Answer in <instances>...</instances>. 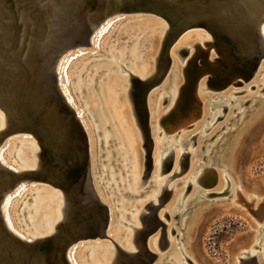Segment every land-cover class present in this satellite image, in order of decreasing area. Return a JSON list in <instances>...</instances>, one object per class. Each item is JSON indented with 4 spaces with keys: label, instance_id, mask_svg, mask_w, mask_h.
Instances as JSON below:
<instances>
[{
    "label": "bare ground",
    "instance_id": "bare-ground-1",
    "mask_svg": "<svg viewBox=\"0 0 264 264\" xmlns=\"http://www.w3.org/2000/svg\"><path fill=\"white\" fill-rule=\"evenodd\" d=\"M33 1L38 4V9L35 12V28L32 32H29V20L25 18L19 19L15 13L22 12L25 5ZM148 5L159 6L161 11L160 15H163L165 18L159 17L161 22L152 19L157 23L158 29L152 31L150 41L147 43L150 48L146 47L144 49L143 45L137 46L138 42L135 39V42L134 40L133 42L136 44L131 45L130 52L128 51L129 49L127 50L130 54L129 58H131L132 66L130 67L133 69L137 65L140 67L136 70L134 76L132 75L133 71L131 72L130 70L131 68L125 69L121 64L120 59L122 61L123 57L120 58L119 56L120 59L117 58L119 62H117L116 56L109 57L110 59L107 60V63L116 64V66H113L114 69L116 68L115 72L129 71L132 74L128 72L127 77L108 75L106 73L112 67L106 66L109 69L105 72L106 79L104 80H109L110 83L108 86L107 81L104 87L101 86L99 88L100 94L97 97L101 103L104 102V107L102 106L104 111L107 110L109 112V110H112L110 115L111 119L112 117H116L117 125L114 122L112 124L115 138L119 142L123 141L127 144V146L121 145L122 159L127 162L129 161L131 163L130 165H132V170L128 176L130 177L128 183L126 182L127 179L125 184L124 181H122L123 183L121 181L118 182L113 176H109L108 180L110 182L109 187L112 186L117 195L121 196L120 204L118 203L120 210V213L118 212V220L120 223H123L122 232L127 231V234L123 239L124 245L121 244V241L114 238L119 245L116 242H111L113 248L112 245L108 246L109 251H104V254H101V256L98 255V251L102 250L101 248L97 250L93 249L91 257H89V264H158L163 257H159L157 252L150 250L149 246L153 250H156L158 246L159 253L163 250L159 245V231L156 229L159 228L158 224H162L158 220L159 217L160 219L164 217L168 218L170 228H166V233H174L175 226L179 225L176 237L170 240L175 241L177 249L170 256L171 258L168 259V264H198L191 257L193 255L189 256L186 254L182 247L179 232L181 231L180 228L183 225L184 219L181 221L179 219L185 217L184 215L190 217L194 213L196 206L201 203L204 204L208 196L212 194L210 191L201 189L199 185L200 182L209 185L215 182L214 179L213 181L206 179L207 177L205 178V175L209 174V177L214 178L212 176L214 175V170L209 167H213L214 164H218L220 161L222 163V159L219 156L216 157L213 151L217 143L224 139L221 138L224 135L226 136L234 128L232 127L234 123L232 121H235L237 116L243 115L245 111L243 106L248 101L252 100L253 102L255 100L254 102L257 103L262 102V99H264V96L261 95L264 91V75H261V81L254 82L261 72L260 67L264 65V56L249 80L237 82L240 75L233 70L232 63H225V56L218 50L220 47L218 39L206 30L205 25L213 22L233 24L239 33L245 35L246 38L243 39L244 43L257 48L264 55V0H196V3L188 2L184 6H174L172 1L169 0H128V2L127 0L9 1L4 8L10 20L6 24L0 23V106L2 107V109L0 108V114H2L0 115V137L11 129L29 126L38 135L39 142L36 138L30 136V134L23 132L18 137L14 136L17 133L7 135L0 145V163L19 174L18 177H15L14 175L0 172V189L15 182H18L17 186H19L12 196H7L4 199L2 206L4 220L10 231L31 242V244L23 245L0 231V264H49L47 261L50 257L53 260L51 264H67V262L69 264H80L75 259L76 245H79L81 242L100 240L98 236H94L93 238L89 236L98 233L100 230L99 222L103 216V212L98 206L101 204L107 207L108 212L104 240L110 239L108 231L110 223L115 220L116 211H110V207L99 198L100 196L97 195L93 185V182H96V178L103 180L107 176V174H104L103 178L100 177V172L106 171L107 168L102 167L98 171L95 167L92 182L90 160H92L93 155L91 141L82 121V113L76 110L72 98L64 90V87L60 86L63 76L59 78L61 77L59 75L63 74L65 76V71L67 72V69L73 61L88 55L87 53H83L82 49L91 46H93V49H99L100 40L116 22L123 21L127 18H139L125 16L124 11H126V6L130 9L133 7L144 8ZM108 14L110 15L107 16ZM102 17V21L94 29L89 45L81 44L86 29L98 23ZM192 21L199 23V25L183 31L167 48L166 52L169 57V64L166 68L165 54L161 52L165 34L167 31L170 33L180 22ZM258 27L260 38L257 35ZM225 30L228 29L224 27ZM192 34H195V36H204L207 39L198 41L193 46L187 44L185 45L186 47H176L183 40H191L194 36ZM160 37H162V40L159 55L154 58L157 53ZM72 44L76 45L72 50L69 49L62 55L56 67V73L60 92L64 96L66 104L72 109L74 117L67 112L65 103L59 99L53 89L48 68L52 51ZM174 45L175 47H173ZM137 47L141 48V50L139 51ZM172 48L175 49L172 51ZM106 49L112 50L113 48L108 47ZM147 49L149 51H146ZM173 52L177 54L180 60L184 59L181 65L175 59L171 58ZM203 53H206L209 64L214 63L217 66L219 64V67H213L211 64L208 65L209 68L207 69H203L202 67L198 70V79L191 89L192 96L187 98L183 104L184 99L181 95L184 86L183 70L187 66L189 59L193 57L194 59H198ZM237 54L239 62L242 63L245 61L241 52H237ZM217 58L222 63H216L215 60ZM153 60L156 61V69L149 76L152 72ZM100 62H102L101 64H105L106 60ZM170 65H172L171 85L166 84L165 86L169 85L170 87H165L162 90L163 93H158L156 90L159 98L155 97L156 100L160 99V102L157 104L159 107L163 106L166 101L168 103L164 107V111H162L163 114L158 116V114L154 113L153 119L155 124L157 123L164 128L166 134H168L166 130L169 128H172L171 130L184 128L183 130H185L189 124H192V127H194V130L196 128V131L192 132L195 133L193 136H191L192 133H177L175 137L166 138L164 141L161 137L162 132L157 134L159 158L154 163L157 179L149 182V185L144 191L151 183H153L152 189L145 197L137 199L134 210L129 211L125 209L127 207V199L125 197L129 196L134 199L143 195L144 191L140 193L138 191L142 189V185L145 183L144 177L147 178L152 169L153 140L148 123V96L163 82ZM211 71L216 73L217 81L222 85L221 88H213L211 87L212 85H208L207 76ZM77 75L79 74L77 73ZM87 77L93 76L90 75ZM87 79L91 78H82L84 81ZM82 80L81 82H84ZM77 81L79 80L76 78L75 86ZM242 82L245 84L246 82L249 83L245 86L244 92H254L255 95L241 99L237 97V94L243 91L234 90L232 87ZM70 83L71 81L66 87H69ZM85 83L87 85L86 81ZM94 83L93 81L92 84ZM101 83L104 82L101 80ZM125 83L129 85L124 87ZM80 85L78 84L77 86ZM115 85L118 89L120 88L118 91H116ZM208 88L219 92L216 91V94L204 93L206 104L203 106L199 93L208 90ZM77 89L78 91L76 92L82 94L83 90L79 92V88ZM90 89L93 88H89L88 91ZM125 94H127L130 102L142 140L143 134L137 117L140 115L142 107L146 111V122L151 141L150 171L147 176L144 175L142 180L140 179L141 163L138 161L139 140L134 130V125L129 120L130 112L126 106ZM93 96L90 95L89 97L92 104L97 101L96 96L95 98ZM97 107L96 105H92L96 113L94 115L97 116L100 123L97 127L93 125V129L96 130V134L101 133L102 137L98 142V147L105 150L101 156L97 157V160L108 154V159L105 160L107 161L112 156L109 154L111 135L108 134V127L105 126L106 123L103 114L100 108L99 110L96 109ZM231 114H234V116L230 117ZM223 119H225V122L216 124ZM230 124L232 128L229 127ZM99 127H101V130ZM117 128H120V132H118ZM97 129L99 130L97 131ZM208 129H211V133L207 134ZM222 130L223 133L221 135L217 134ZM216 134L219 136L213 142L212 139ZM195 136H200L197 140V145L200 143L201 146H198V148H194L196 143L192 144V138ZM21 137L23 140L20 142V149L11 152L14 156V161H8L4 157L6 149L9 147L11 141L20 139ZM209 141L213 143L205 145V142ZM239 141L236 144H239ZM188 150H191V154L194 155L190 158V164L182 174V180L168 186V183L175 177V173L180 169L181 158L188 155L185 154ZM237 150L239 151V149ZM175 151L178 155L172 163V154ZM203 152L205 155L202 154L201 156L200 154ZM33 156H36L37 160ZM209 161H211V164H209ZM230 161H232V158ZM231 163L233 164V161ZM219 166L220 171L217 169L219 171L218 182L221 183V190H227L230 193V201L228 200V202L235 203L236 205L240 203L238 206L246 209V212L253 220L252 224L256 228L252 241L245 247L248 250L240 251V255L235 258L234 264H264V196H260L262 199L253 204L252 199L242 193V187L239 188L232 183L233 181L227 173V165L224 167L222 163ZM167 171H171V173L169 172L170 174L167 173L169 175L158 179L163 172ZM31 177L44 178L57 182L60 188L46 187V189H55L60 193L53 191L47 193L46 189L35 192V195L43 194L45 196L40 195L41 197H37V202L32 207L33 213L29 218L31 229L28 232H21L14 227L9 212L15 201H22L21 197L24 193H27V188L34 190L37 187H44L35 186L34 183L36 181L30 180ZM101 180L99 183H101ZM26 183L31 184L30 187H26ZM178 185L180 188L178 187L176 189ZM201 185L205 188L207 186L203 183ZM166 187L175 191L172 199L173 205L170 210L163 212L160 211L161 209L158 210V208L164 202V198L161 197L162 199H160V196H162V191ZM122 191L124 192L122 193ZM14 197L16 199L12 200ZM30 201L31 198L27 202ZM157 202H159V205ZM46 205L47 207L45 208ZM147 209H149V212L145 214ZM41 210H44L43 213H40ZM22 214H25V212ZM156 214H158V218ZM127 217L130 218V221L126 219ZM138 219H141L143 227ZM173 220H175L174 224L172 222ZM74 237H76V240L71 242L64 257L61 253V247L66 241H71ZM38 239H48V242L36 241ZM170 246L173 247V244H169Z\"/></svg>",
    "mask_w": 264,
    "mask_h": 264
},
{
    "label": "rangeland",
    "instance_id": "rangeland-1",
    "mask_svg": "<svg viewBox=\"0 0 264 264\" xmlns=\"http://www.w3.org/2000/svg\"><path fill=\"white\" fill-rule=\"evenodd\" d=\"M149 19L150 18H147V19H144V18L143 19L142 18H127L123 21L116 22L113 25V27L111 28L112 30L110 29L100 40V47L101 48L99 47V49H93V46H91V47H88L86 49H82V52L87 53L88 55L81 57V58H78L75 61H73L70 64L69 68L67 69V72L65 71V76L63 74L59 75V76H61L59 78H62V76H63V79L60 82V86L64 87V90L72 98L76 110L78 112L82 113V121L85 125L84 127H86L85 129H86V132L88 134L89 140L91 141L92 155H93V157L91 158L92 160H90L92 182H93V178H94L95 167H96V170H98V171L101 170L102 167L107 168L106 171L100 172V177L103 178L104 174H107V176L103 180H101L100 178H96V176H95L96 182H93V185H94V189H95L97 195L100 196L99 198H101V200L110 207V211H113V210L116 211L115 220L112 223H110L108 236H109V238L118 239L119 241H121L122 245H124L123 239L125 238L127 231L122 232L123 223H120L118 220L119 219L118 218V212L120 213V210L118 208V203L120 204V199H121L120 197L121 196L117 195V193L113 190L112 186L109 187L110 182L108 180H109V176H113L114 178H116V180L118 182L124 181V184L126 182L128 183L130 181V177H128V176L130 175V172L132 170V165H130L131 163L129 161L127 162V161H124L122 159V152H121L122 147H121V145L127 146V144L124 143L123 141H121L122 142V144H121V142H119L115 138L114 128H113L112 124L114 122V124L117 125L116 117L115 118L112 117V119H111L110 115L112 113V110H109L110 113L107 112V110L104 111V108H103L104 102L101 103L100 99L97 97L100 94L99 88H101V86L104 87V85H105V83H107V81H108V83H107L108 86L110 83L109 80H104V79H106L105 78L106 77L105 72H107L106 70L109 69V68L107 69L106 66L112 67V69H110V71H108L106 73L108 75L112 74L115 76H124V77L128 76L127 72H122V71L118 72V73L115 72L116 68L114 69L113 66H116V64H114V63L108 64L107 63V60H109L111 57L116 56L115 57L116 59L119 58V56H120V58H122V57L125 58L124 60L122 58V61L119 58L120 62H122L121 64L125 67V69L131 68L130 69L131 72L133 71L132 73L136 74V70H138V68L140 66L137 65L135 69L130 67L132 65H131V58H129L130 57L129 52L131 50V45L136 44V43H134L135 39H136V42H138L137 46L143 45L144 49L146 47H149V45L147 43H148V41H150V37L152 36V31H154L155 29H158L157 23H155L154 20H152V19L149 20ZM151 23H152V25H151ZM192 35H194V36L191 40H188L189 42L187 40H185V41L183 40V41L179 42L178 46H176V47H179V48L184 47L187 44H190L193 46L196 42L203 41V40L207 39L204 36H195V34H192ZM133 40H134V42H133ZM161 40H162V37H160V39H159L157 53L155 54L154 58L158 57V55H159ZM108 47L113 48L112 49L113 51L107 50L106 48H108ZM173 47H175V45ZM137 48L139 51L141 50V48H139V47H137ZM174 49L175 48H172V51ZM122 50H123V52H122ZM146 51H149V50L147 49ZM96 52H97V54H96ZM90 54H95V56L88 57ZM109 54H111V55H109ZM170 57H171V55H170ZM105 58H107V59H105ZM171 58L175 59L178 62V64H180V65H181L182 61L184 60V59L180 60L178 58L177 54L174 52H173V56ZM119 59H117V62H119ZM104 60H106L105 64H101L102 62H100V61H104ZM171 61H172V59H171ZM127 64H129V65H127ZM152 64H153V68H152V72L149 74V76L156 69V61L155 60H153ZM84 65H86V66H84ZM84 67H85V69H84ZM86 67H87V70H86ZM81 69H83L84 71ZM101 70H104V72L100 73ZM260 70H261V72H260L258 78L254 82L261 81L260 80L261 75H264V65H263V67L262 66L260 67ZM171 71H172V65H170L169 71H168L165 79L163 80V82H161L157 86V88L154 89L155 92L152 91V93L148 96V110H149L148 123L150 126L151 135H152L153 148H152V169H151V172L147 178L144 177L145 152L143 149V140H142V137L140 134V130L136 124L134 114H133L130 102L128 100L127 94H125L126 106L130 112L129 120H130V122L133 123L134 130H135V132L138 136V140H139L138 161L141 163L140 179L142 180V178L144 177V182H145L142 185L143 186L142 189L138 191L139 193L144 191V189L149 185L150 181H152V180L154 181L155 179H157L156 173H155L156 169H154L155 168L154 163L159 158V150H158L159 145L157 143V134L162 132L161 137L164 141L166 138L175 137V135L177 133L189 134V133L196 131V128L194 130V127H192V124H189L187 126V128H185V130H183L184 128L183 129L182 128L181 129L176 128L173 130H171L172 128H169L168 130H166L168 132V134H166L163 127L159 126L157 123L155 124V121L153 119L154 113L158 114V116L162 115L163 114L162 111H164L163 109L168 103V101H166L163 104V106L159 107L157 104L160 102V99H157L158 101L156 100V98H159V95L157 94V92L160 93V92H162L163 89H165V87H168V88L170 87L169 85H171V83H170L171 82ZM77 73L79 75H77ZM90 75L93 77H87ZM76 78L79 80V81H77L76 86L78 84L80 85L82 83L81 88H80L81 85L77 86V87L75 86ZM82 78H84V79L85 78H91V79L85 80L87 82V85H86V83L84 84L85 81L82 80ZM92 79L95 82L94 84H96V85L92 84L93 83ZM235 79H238V78H235ZM81 80L84 82H81ZM101 80L104 83H101ZM70 81H71V83H70L69 87H66V85L69 84ZM242 83L241 84H235L234 87H232V89H234V90L243 91L240 94H237V97H239L241 99L244 97L247 98L248 96L255 95L254 92H246L245 93L244 92L245 86H247L249 83H247V82H246V84L244 82H242ZM88 84H90L91 86ZM107 84H106V86H107ZM166 84H169V85L165 86ZM84 85H86V86L84 87ZM128 85H129L128 83H125L124 87L125 86L127 87ZM88 86H90L89 88H93V89H90V91H88V89H89ZM162 86H164V87L162 88ZM83 87L84 88L87 87L86 88L87 91ZM115 87H116V85H115ZM77 88H79V92L82 90H85V91L82 92V94H79L76 92V91H78ZM115 89H116V91H118L120 88L118 89V87H116ZM97 90H98V92H97ZM156 90H157V92H156ZM204 91H201L199 93V95H201V98H202V103H203L202 105L203 106H204V104H206V99H205L204 93L216 94L217 92H219L217 90H212L209 88H208V90H204ZM262 93L263 94H261V95L264 96V91ZM88 94H89V96H88ZM90 95H94L93 96L94 98L96 96V99L99 103L97 101H95L94 104H92L90 101V98H89ZM153 95H157L158 97L153 96ZM262 100H263L262 104L259 102L255 103L254 102L255 100H253V102H252V100H250V101H248V103L246 105L243 106V108L245 109L243 115L237 116L235 118V121L234 120L232 121V123L234 122L233 126L230 124L229 127L232 126L234 128L230 130V132L227 134L228 136L224 135V137L221 138V139H223V138L224 139L222 141L220 140L217 143V146L214 148V151H213L214 155H216V157L217 156L220 157V155L222 156V158H221L222 163H223L224 167L227 165L226 166L227 173H228L229 178H231V180L233 181L232 183L234 185H237L239 188L242 187L241 188L243 191L242 193H244L246 196L250 197L253 201V204H255L256 202H258L259 200L262 199V198H260V196H262V195L264 196V99H262ZM89 105H91V106H89ZM92 105H96V107L98 106L96 108L98 110L100 108V110L103 114V117L105 119L104 120L106 123L105 126L108 127L107 132L109 135H111V141L109 143L111 148L109 149V154H111L112 156L110 157V160H107V161H105V160L108 159V154L103 156V157L98 158V160H97V157L101 156L105 150L98 147V142H99V140H101L102 135H101V133L96 134L97 133L96 130L93 129V125L97 127L99 125L100 121H98V119H96L97 116L94 115L96 113L93 110ZM0 115H2V114H0ZM232 116H234V114L230 115V117H232ZM238 120H240V121H238ZM198 122H200V121H198ZM220 122H225V119L218 121L216 124L218 125V124H220ZM249 124H253V125H249ZM237 125H238V128H237ZM99 129L101 130V127H99ZM99 129H97V131ZM117 130H118V132H120V128L119 129L117 128ZM210 130L211 129H208L207 134L211 133ZM224 132H225V129H224ZM222 133H223V130L219 131L217 134L221 135ZM246 133H248V134H246ZM194 134L195 133H192L191 136H193ZM217 134L212 139L213 142H214V140H216L218 138L219 135H217ZM240 134L241 135L243 134V135L241 136ZM245 136H246V138H245ZM239 137H241L243 140ZM199 138H200V136H195L194 138H192V141H193L192 144L196 143L194 148H196V147L198 148V146H201L200 143H198V145H197V140ZM20 139H16V140L11 141L9 144V147L6 149V151L4 153V157H6V159L8 161H11V160L14 161V158H13L14 156L11 152L16 150V149L17 150L20 149L19 148V146H21L20 142H22L23 138L21 140ZM9 140H11V139H9ZM239 140H241V141H239ZM212 141L205 142L206 144L205 143L204 144L208 145L210 143H213ZM238 141H239L240 145L236 144ZM24 143H27V142H24ZM241 143H243V144H241ZM221 149H222V152L220 153L219 151ZM237 149H239V151ZM233 150H236V151H233ZM232 153H235V154H232ZM185 154H188L187 155V166H188L190 164V161H191L190 158L194 154H191V150L186 151ZM202 154L205 155L204 152L201 153L200 155L202 156ZM177 155L178 154L176 153V151L172 154V163L175 161V158L177 157ZM236 155H237V158H236ZM33 158L37 160L36 156H33ZM231 158H232L233 164L231 163L232 161H230ZM233 158H234V160H233ZM218 162H219V160H218ZM220 162L218 164H214L213 167H209V168L214 170V175H212L214 178L209 177V174L205 175V178L207 177L206 179H208L209 181L210 180L213 181V179H214L215 182L212 183L213 185L212 184L209 185V184H206L204 182H200V185H199L201 189L210 191V192H212V194L208 196V198H207L206 202H204V204L201 203L202 205L198 204L196 206V208H195L196 211L190 217H188L187 215H184L185 217H182L179 219L180 221L182 219H184L183 225L180 228L181 231L179 232V234H180L179 239L181 240L180 242L182 243V247L184 248V251L186 254H188L189 256L193 255L191 257H193V259L198 264L199 263L200 264H234L235 258L239 257V255H240L239 252L248 250V248H245V247H247L250 244V242L252 241V237L256 232V228L252 224L253 220L250 217V215L246 212V209L242 208L241 206H238V205H240V203H238V205H236L235 203L228 202V200L230 201V199H229L230 193L227 190L226 191L221 190V188H222L221 183L218 182L219 181V174L218 173L220 171L219 167L222 166V165L219 166V164H222ZM101 163H103V164H101ZM230 163L233 166H231ZM209 164H211V161H209ZM97 165H99V167H97ZM187 166L181 170V162H180V166H179L180 169L178 170L179 172L177 171L175 173V177H173L172 180L168 183V186L171 185L172 183H177V182H180L182 180V178H183L182 174L185 172ZM217 169H219V171ZM110 171H112V172L110 173ZM169 172L171 173V171H169ZM169 172L168 171L163 172L158 177V179H162L165 176L169 175L170 174ZM167 173H169V174H167ZM126 179H127V181H126ZM100 180H101V183H99ZM220 180H221V178H220ZM216 182H217V186L215 187ZM201 183L207 185L206 188L203 187L201 185ZM101 185H103V186H101ZM152 185H153V183H151V185L144 191L142 196H139V197L134 198V199L130 198L129 196H126L125 198L127 199L126 200V206L127 207L125 209H127L129 211L134 210L136 200L142 199L141 197H145L146 194L152 189ZM178 187L180 188V186L178 185L176 187V189H178ZM43 189H46V187H37L34 190H29V188H27V190H28L27 193H24V195L21 197L22 201H24V202L18 200L19 202L15 201L13 203V205L11 206L9 214L12 217V223H13L14 227H16L15 225H17L19 228H21V225L23 223H25L27 225L26 219L27 218L29 219L31 217V214L33 213L32 207L37 202V197H41L40 195H43V194L35 195L34 193L39 192L40 190H43ZM46 190H47V193H50L52 191L56 192V191H54L55 189H48L47 188ZM174 191L168 187H166L162 191V194H161L162 196H160V199L164 198V202L159 206L158 210L161 209L160 211H163V212L166 210L167 211L170 210L171 206L173 205L172 199L174 197ZM123 192L124 191H122V193ZM43 196H45V195H43ZM227 197H228V199H227ZM30 198H31V201L27 202L28 199H30ZM157 204L159 205V202H157ZM157 204H155V205H157ZM46 207H47V205L45 206V208ZM148 210L149 209H147L145 214H148V212H149ZM43 211L44 210H41L40 213H43ZM23 212H25V214H22ZM156 216H157V218L159 217L158 214H156ZM126 219L128 221H130L129 217H127ZM158 220L160 222H162V224L159 225V228H156V229H158L157 231H159L158 241L163 243L165 246H164L161 253H159V251H158V246H157L156 250L151 249V246H149V248L153 252H157L159 254L158 255L159 257H163L162 260L158 262V264H165V263L168 264V261H169L168 259L171 258L170 256H172V253H174L177 249V246H175V241H173V240L170 241V240L176 237V234H177L176 232L179 228L178 227L179 225L175 226L177 229L174 227L175 228L174 233L169 234V233H166V228L167 229L170 228L169 227L170 224H168V218L164 217L163 219H160V217H159ZM138 221L141 224V226L143 227V225H142L143 223H142L141 219H138ZM172 222L174 224L175 220H173ZM257 231H258V228H257ZM90 243L96 244V245H89ZM83 244H86V245L83 247ZM169 244H173V247H171V246L169 247ZM111 245H112L111 239L81 242V243H79V245H76L77 249L75 251V259L78 261L77 256H84V254H86L85 249L87 247L91 246L90 256H91L93 249L97 250L98 248H101L102 250L98 251V255L101 256V254H104V251H106V250L109 251L108 246H111ZM106 248H108V249H106Z\"/></svg>",
    "mask_w": 264,
    "mask_h": 264
},
{
    "label": "water",
    "instance_id": "water-1",
    "mask_svg": "<svg viewBox=\"0 0 264 264\" xmlns=\"http://www.w3.org/2000/svg\"><path fill=\"white\" fill-rule=\"evenodd\" d=\"M9 1H18V0H0V23L1 24H6L10 20V18H8V16L6 15L5 8H4V6H6ZM169 1H172V4L174 6H184L188 2L196 3V0H169ZM127 2H128V0H127ZM36 9H38V4L35 1H33V2H29L28 4H26L24 7V10L22 12H20V13L16 12L15 13V15H17V17L19 19L25 18V19L29 20V27L30 28L27 26L29 32H32L33 29L35 28V12H36ZM130 9H128L126 6V9H125L126 11H124V13L126 14L125 16L139 17L142 19L143 18L144 19L150 18V19L158 20L160 22H161V19L159 17H164L163 15H160L161 11H160L159 6H149L148 5L144 8L133 7ZM110 14H108L107 16H109ZM102 19H103V17L101 19H99L98 23H96L92 27H88L86 29L85 36H84V39L82 40L81 44L89 45V41H90V38L94 32V29L102 21ZM198 25H199V23L194 22V21H192V22H180L177 26H175L172 29V31L170 33L167 31V33L165 34L164 40L162 42L163 44H162V51H161L162 53L165 54L164 56H165L166 68L168 67V64H169V57H168L167 52H166L169 45L183 31H185L186 29H188L190 27L198 26ZM224 27L227 28L228 30L224 31ZM205 28L207 31L211 32V34L214 37H216V39H218L219 44H220L219 45L220 47L218 48V50L221 52V54L223 56H225V63L226 64L232 63L233 64V70H235L237 72V74L240 75V78L237 82L249 80L253 76V74L255 73L257 66L259 65L261 59L264 56L261 53V51L258 50L257 48H254L250 45L245 44L244 40H243L244 38H246L245 35L239 33L237 31V28L233 24H228V23L223 24V23L213 22L211 24H206ZM257 35L260 38L259 27L257 28ZM75 45L76 44L68 45V46L63 47L61 49H58V50L56 49L55 51H52L51 60H50L49 65H48L50 77L52 80L53 89L55 90L59 99L63 103H65V106L67 107V112L72 117H74L73 111L64 101V96L61 94L59 86L57 84L56 67H57L59 60L61 59L62 55L67 50H69V49L72 50V48ZM237 52H241L242 56L244 57L243 59L245 61H243L242 63L239 62ZM229 57H230V59H228ZM215 62L216 63H222V62H219V58H217L215 60ZM211 64L213 65V67H219V64H218V66H217V64H214V63L209 64V61L206 58V53H203L202 55H200L198 59H194V57H193V58L188 60V64H187V66H185V68L183 70L184 86L182 88V94H181L183 99H184L182 102L183 104L186 102L185 100L187 98L192 96L191 95V93H192L191 89L193 88L194 83L198 79V77H197L198 70L202 67H203V69H207V68H209L208 65H211ZM216 76H217L216 73L214 71H211V73H209V75L207 76V83H208V85H212L211 87H213V88H221L222 85L217 81ZM259 103L262 104L263 101L259 102ZM0 108L2 109L1 106H0ZM137 119H138L139 126H140V129H141L142 134H143L144 152H145V162H144V171L145 172H144V175L147 176L149 171H150L151 141H150L148 126H147V122H146V111H145L144 107H142L141 113L137 117ZM166 120H167V118H166ZM23 132L30 134V136H33L39 142V137L36 134V132L34 131V129H30V127L27 126V127H19V128L11 129L9 132L2 135L0 137V145L3 141V139L7 135L17 133L14 136L18 137V136L22 135ZM219 152L221 153L222 149ZM220 158H222L221 155H220ZM186 166H187V156H184V158H182V160H181V169H184ZM0 172L1 173H7L9 175L11 174V175H14L15 177H18V175H19L17 172L13 171L12 169L5 167L1 163H0ZM32 174H33V172H32ZM30 180L36 181L34 183L35 186H44V187H48V188H50V187L51 188H60L59 184L57 182L49 180V179L31 177ZM17 184H18V182H15L11 185H8L7 187H5L3 189H0V231L4 232L6 235L12 237L18 243H21L23 245H28V244H31V242L29 240H26V239H23V238L17 236L16 234H14L12 231H10L7 228L5 220H4V216L2 213V206H3L4 199L7 196H12L15 193V191L19 187V186H17ZM30 185L31 184H29V183L25 184L26 187H30ZM14 199H16V197L12 198V200H14ZM98 208L103 212V216L99 222L100 230L98 233L92 234L89 237L93 238L94 236H98V238H100V240H104V236H105L104 233H105L106 226H107L108 212H107V207L105 205L101 204L98 206ZM159 225H161V224H158V226ZM75 240H76V237H74L71 241H66L63 244V246L61 247V253L63 254L64 257H65V253H66L69 245L71 244V242H74ZM36 241H39V242L42 241V242L47 243L48 239H38ZM159 245L162 249L165 246L161 242H159ZM47 262L49 264L53 263L52 257H50ZM67 264H69V263L67 262Z\"/></svg>",
    "mask_w": 264,
    "mask_h": 264
},
{
    "label": "flooded vegetation",
    "instance_id": "flooded-vegetation-1",
    "mask_svg": "<svg viewBox=\"0 0 264 264\" xmlns=\"http://www.w3.org/2000/svg\"><path fill=\"white\" fill-rule=\"evenodd\" d=\"M94 56V54H90L88 57H92V56ZM84 57V56H83ZM87 57V58H88ZM103 72V70L102 71H100V73H102ZM129 72V71H128ZM127 72V73H128ZM130 73V72H129ZM130 74H132V73H130ZM132 75H134V74H132ZM135 76V75H134ZM138 77V76H137ZM85 90H83V92H84ZM97 119V118H96ZM17 145V144H16ZM54 191H56V192H58L57 190H54ZM28 221V222H27ZM26 223H27V225L25 224V223H23L22 225H21V228H19L17 225H15L21 232H28L30 229H31V222L29 221V219L27 218L26 219ZM29 226V227H28ZM111 239V242H116V240H114L113 238H110ZM117 243V242H116ZM118 244V243H117ZM86 244H83V247L85 246ZM89 245H96V244H89ZM119 245V244H118ZM90 248H91V246L90 247H87L85 250H86V254H84V256H77L78 257V261H79V263L80 264H89L90 263V258L89 257H91L90 256ZM112 248H113V244H112ZM81 255V254H80Z\"/></svg>",
    "mask_w": 264,
    "mask_h": 264
}]
</instances>
